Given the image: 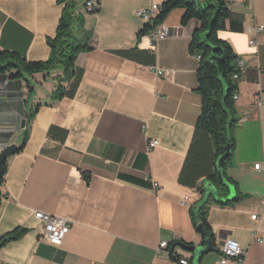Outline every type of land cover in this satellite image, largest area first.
<instances>
[{
	"label": "crops",
	"instance_id": "0c3cea01",
	"mask_svg": "<svg viewBox=\"0 0 264 264\" xmlns=\"http://www.w3.org/2000/svg\"><path fill=\"white\" fill-rule=\"evenodd\" d=\"M165 1L101 0L96 12L83 7L92 49L77 58L72 92L51 100V79L31 78L33 100L29 106L23 99V107L39 108L24 149L8 157L0 183V237L17 227L27 232L0 248V264H180L182 257L192 263L193 252L182 245L158 247L162 240L204 243L191 209L217 197L211 181L217 158L209 133L198 127L200 58L189 47L200 22L183 25L185 11L177 8L156 26L175 33L156 46L149 34L139 36L145 21L137 12ZM227 1L243 17V30L220 35L245 62L227 173L245 197L207 209L216 247L200 264H221L220 243L229 238L244 250L242 264H264V171L255 169L264 161V28L255 44L247 32L264 27V0ZM64 6L0 0V49L46 61ZM11 109L3 112V138L20 146V104ZM11 124L20 127L13 132ZM152 139L158 145L150 148ZM36 211L72 221L61 245L43 239Z\"/></svg>",
	"mask_w": 264,
	"mask_h": 264
},
{
	"label": "trees",
	"instance_id": "16d2710c",
	"mask_svg": "<svg viewBox=\"0 0 264 264\" xmlns=\"http://www.w3.org/2000/svg\"><path fill=\"white\" fill-rule=\"evenodd\" d=\"M88 1L59 0L65 6L56 35L48 39L50 54L46 61H28L18 52L0 49V80L2 81L13 74L11 85L14 88L21 86L34 95L35 88L32 86L30 79L25 76L37 81L35 75L44 74L54 84L50 94L51 100L61 99L68 92H72L74 89L72 80L76 75L77 58L80 53L92 49V31L86 29L85 17L81 12ZM93 2L95 4L93 12H96L101 0ZM177 8H183L185 11L182 17L183 25H188L193 19L200 22V27L194 31L189 47L190 52L200 58L197 78L199 82L198 92L201 95L202 104L198 127L209 133L216 150L217 159L226 152L228 144L233 146L230 157L224 163V178L230 185L235 187L234 197L227 199L231 188L228 184L220 181L218 172H216L211 181L217 188V197H206L197 208L191 209L195 228L198 230V225L203 223L215 238V234L207 222V209L212 204L231 205L245 197V194L238 190L236 182L227 173L236 146V132L239 121L234 94L238 90L240 80L235 78V75L240 73L238 69L240 56L231 43L220 35L221 31L227 29L242 31L243 17L230 9L227 0H167L162 4V10L153 24H145L139 36L149 34L152 28L162 24L169 13ZM24 103L28 105L25 97ZM38 108L39 105L27 106L28 116L26 126L23 129V140L16 153L22 151L26 145L30 123ZM5 165L7 167V161ZM26 232V228L17 227L3 235L0 237V248L11 241L20 239ZM177 243H171L170 247L175 246Z\"/></svg>",
	"mask_w": 264,
	"mask_h": 264
},
{
	"label": "built area",
	"instance_id": "2783aa9c",
	"mask_svg": "<svg viewBox=\"0 0 264 264\" xmlns=\"http://www.w3.org/2000/svg\"><path fill=\"white\" fill-rule=\"evenodd\" d=\"M94 6H95L94 2L89 0L86 4V9L90 12H93L95 8ZM161 10H162L161 4L153 3L148 9H140L137 12V14L143 18L145 24H153L158 14L161 12ZM263 28H264L263 26L254 25L247 29V32L250 35H252L250 41L251 44H255L257 42L254 35ZM173 33H175V29L168 27L166 25H161L159 28L158 27L152 28L149 32V35L152 39L153 45L156 46L160 40L167 38ZM238 69L240 70V73H242L245 69V62L241 57L238 60ZM159 73H162V71L159 70ZM240 73L235 75V78L237 80H239L241 77ZM22 90L25 91L24 89ZM22 98L24 99V95ZM237 98H238V90L234 94V99L236 100ZM259 104L264 106V101L260 100ZM3 112H4V104L0 100V154L9 144V141L3 138V118H2ZM157 145H158V140L152 139L149 141L150 148H153ZM255 169L264 171V161L257 162L255 164ZM155 186L158 187V184L156 182H155ZM35 217L43 223V232L41 234L43 239L47 240L51 244L57 246L61 245L65 239V236L71 229L72 221L67 218L42 211H36ZM252 218L256 219L257 215H253ZM253 238L256 241H262V239L259 236H257L256 233H253ZM169 246H170L169 241L162 240L160 242L158 250L160 251L162 249L168 248ZM244 255L245 252L242 249L239 241L229 238L226 239L222 245V257L220 263L227 264L228 262L233 260L242 264L244 260ZM179 263L192 264L191 261L186 257L180 258Z\"/></svg>",
	"mask_w": 264,
	"mask_h": 264
},
{
	"label": "water",
	"instance_id": "95a60500",
	"mask_svg": "<svg viewBox=\"0 0 264 264\" xmlns=\"http://www.w3.org/2000/svg\"><path fill=\"white\" fill-rule=\"evenodd\" d=\"M10 78H13V74L10 75ZM26 119H23L22 121V127L25 128L26 126ZM19 149V145L16 143H9L8 146L3 150V152L0 154V181L4 176L5 170H6V161L9 156L15 154ZM233 150L232 144H228L226 152L222 154L216 161V167L219 179L222 183L228 184L233 190L235 187L233 185H230L227 180L224 178V163L227 158L230 157L231 152ZM235 192V190H234ZM233 198V197H232ZM230 195L227 199H232ZM198 230L201 233V235L204 238V243L201 245H194V244H187V243H177L178 245H182L186 250L193 252L192 256V263L193 264H200V260L203 256V254L214 250L216 247L215 238H213L212 234L205 228L203 223H200L198 225ZM221 239H224L223 237ZM224 242H221L220 245L222 246Z\"/></svg>",
	"mask_w": 264,
	"mask_h": 264
},
{
	"label": "rangeland",
	"instance_id": "374dc122",
	"mask_svg": "<svg viewBox=\"0 0 264 264\" xmlns=\"http://www.w3.org/2000/svg\"><path fill=\"white\" fill-rule=\"evenodd\" d=\"M11 75V74H10ZM14 77V76H13ZM26 78H29L31 82L33 83L32 79L28 76H25ZM13 78H10V76L4 80H0V100L1 102L5 105L4 112H9L12 110V106L15 104H20V114H19V120L20 122L23 121V119H26L27 121V116H28V110L23 107V95L25 99L28 101V105L30 106L32 100H33V94L29 93L28 90L23 91L21 86H17L14 88V86L11 85V81ZM7 84H6V82ZM35 86V81L33 83ZM28 92V93H27ZM19 122V124H20ZM11 130L14 132L18 130L20 126L18 124H11ZM22 132L18 133V137ZM8 136V135H7Z\"/></svg>",
	"mask_w": 264,
	"mask_h": 264
}]
</instances>
